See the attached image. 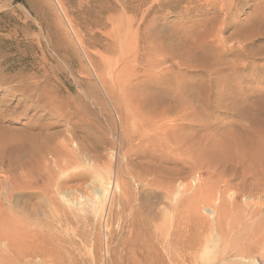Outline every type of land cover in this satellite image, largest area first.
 <instances>
[{
    "label": "rangeland",
    "instance_id": "374dc122",
    "mask_svg": "<svg viewBox=\"0 0 264 264\" xmlns=\"http://www.w3.org/2000/svg\"><path fill=\"white\" fill-rule=\"evenodd\" d=\"M257 19L264 22V0H0V264H264V179L250 176L236 149L222 153L225 163L198 159L192 149L215 151L229 131L259 118L264 25ZM95 69L107 71L100 73L119 108ZM22 80L28 90L41 86V105L51 109L18 115L19 89L11 96L4 87ZM97 93L105 113L87 99ZM60 109L73 113L75 128ZM115 109L128 114L129 141ZM39 116L41 141L67 138L76 163L54 165L53 146L41 158L32 148L18 151L29 118Z\"/></svg>",
    "mask_w": 264,
    "mask_h": 264
},
{
    "label": "bare ground",
    "instance_id": "6f19581e",
    "mask_svg": "<svg viewBox=\"0 0 264 264\" xmlns=\"http://www.w3.org/2000/svg\"><path fill=\"white\" fill-rule=\"evenodd\" d=\"M260 19H261V17H260ZM264 20V19H263ZM257 21H258V24H259V22H260V24L261 25H264V24H262V23H264V22H262L261 23V20H259V19H257ZM256 21V22H257ZM257 25V24H256ZM258 26L259 25H257L256 27L258 28ZM251 27V26H250ZM260 27V26H259ZM262 27V26H261ZM253 29L255 28L254 26L252 27ZM257 28H256V30H257ZM253 29H251V31L253 30ZM261 29V28H260ZM255 30V29H254ZM255 30V31H256ZM262 30V29H261ZM263 30H264V28H263ZM262 30V31H263ZM247 31H249V32H247V33H250V30H248L247 29ZM254 31V32H255ZM259 31V30H258ZM262 31H260L261 32V35H262ZM253 32V31H252ZM253 32V33H254ZM240 33V32H239ZM259 33V32H258ZM244 34V33H243ZM243 34H241V35H243ZM246 34V33H245ZM260 34V33H259ZM263 35H264V32H263ZM239 49V48H238ZM240 50V49H239ZM239 51H237V53H238ZM241 52V51H240ZM207 53V52H206ZM208 55V54H207ZM89 58V57H88ZM219 58V57H218ZM90 59V58H89ZM216 59H217V57H216ZM235 59V58H234ZM213 60V59H212ZM220 60V62H221V59H219ZM218 60V61H219ZM94 61V60H93ZM93 61H92V63H91V61H90V63H91V65L90 66H92V64H95V63H93ZM215 61V60H214ZM218 61H216L217 63H218ZM222 61H223V59H222ZM226 61H228V60H226ZM239 61V60H238ZM240 61H241V59H240ZM104 62V61H103ZM229 62V61H228ZM230 62H232V61H230ZM233 62H234V60H233ZM96 63H98V61H96ZM212 63H214V62H212ZM217 63H215V64H217ZM103 64V63H102ZM101 64V65H102ZM219 64V63H218ZM223 63H221V65H222ZM225 65H226V62L224 63ZM99 65V64H98ZM105 65H106V63H105ZM100 67V69H101V66H99ZM102 67H104L103 65H102ZM96 68V67H95ZM97 70H98V68H97ZM97 70L95 69L94 70V72H93V70H91L94 74H96V76H97V78H98V81H99V83H100V85H101V87H102V89H103V92H105L106 93V95L108 96V98L109 99H111L110 97L111 96H113V90L115 91V89L114 88H112V86L110 85L111 83H109L108 82V79H106V75H105V73L107 72L105 69H102L100 72H103V70L104 71H106L105 73H104V75H105V77H104V75H103V73H100V72H97ZM109 70H110V68H109ZM259 70V69H258ZM99 71V70H98ZM263 71V70H262ZM112 72V71H111ZM253 72V71H252ZM259 74H260V72L259 71H257ZM254 73V72H253ZM262 74H264L263 72H261ZM86 74V73H85ZM110 74V73H109ZM88 75V74H87ZM90 75V74H89ZM113 75V74H112ZM120 75V74H119ZM87 77V76H86ZM85 77V78H86ZM89 77V76H88ZM108 77V76H107ZM94 78V77H93ZM24 80L26 79V78H23ZM96 79V78H95ZM27 80V79H26ZM86 80H87V78H86ZM23 81V80H22ZM22 81H20V82H22ZM29 81V80H28ZM28 81H26V83L28 82ZM84 81H85V79H84ZM121 81V80H120ZM85 82H87V81H85ZM114 82V81H113ZM118 82V81H117ZM18 83V82H17ZM88 83V82H87ZM39 84V83H38ZM120 84V83H119ZM24 85H26L25 84V82L23 81L22 82V84H20V83H18V84H16V85H11V86H6V87H4V90L6 91V93L7 94H9V95H11V96H13L14 95V89H19V91L17 92V94H19L20 96H21V98H20V102H19V107H22L23 109L22 110H20V111H17L18 113V115H20L21 117H28L27 115H28V113H29V111H34V114L35 113H37V112H41V109H45V108H48V109H51V108H49L50 106H42L41 105V101H44L45 102V98L43 97V96H41L42 94H41V89H43V88H41V86H35V89H32V90H28L26 87V89L25 88H22V86H24ZM100 85H99V87H100ZM1 86V85H0ZM47 86V85H46ZM89 86H90V84H89ZM118 86V85H117ZM44 87V86H43ZM116 87V86H115ZM118 87H120V90L122 89V87H125L124 85L121 87V86H118ZM95 88V87H94ZM98 88V87H97ZM124 89V88H123ZM89 90H91V89H89ZM47 91V90H46ZM123 91V90H122ZM124 91H125V89H124ZM123 91V92H124ZM51 91H49V93H50ZM78 92V91H77ZM94 93V92H93ZM114 93H116V92H114ZM121 93V92H120ZM47 94H48V92H47ZM55 94V93H54ZM95 94V93H94ZM117 94H118V92H117ZM116 94V95H117ZM124 96L126 95V94H124V93H122ZM16 95V94H15ZM52 95V94H51ZM50 95V96H51ZM75 95V94H74ZM73 95V96H74ZM77 95H78V93H77ZM119 95V94H118ZM50 96H49V98H50ZM60 96V95H59ZM47 98H48V96H46ZM53 97H55V95L53 96ZM53 97H51V99H50V101L52 100V98ZM58 97V96H57ZM57 97H56V100H57ZM75 98L77 97V96H74ZM90 97H92L93 98V100L92 101H94L97 105H100L101 106V109H102V111L101 112H103V113H105V110H104V106L106 107V105H107V103H106V105H104V100H103V98H102V96L99 94V93H97L96 95H89V96H87V99L88 98H90ZM125 97H127V96H125ZM125 97H123V99L125 100ZM134 97H135V95H134ZM63 98V97H62ZM71 98V97H70ZM82 98V97H81ZM84 98H85V96H84ZM104 98H106V97H104ZM113 98H114V96H113ZM111 99V100H113V102H111V103H114L113 105H115L114 107H116V108H119L118 107V105L120 104V102H119V104H117L116 103V99ZM259 98V99H258ZM258 105L260 106V114H258V115H263V116H261L263 119H261L260 118V116H259V118L256 116H254L253 114V116L255 117V119L253 118V116H252V118L250 117V119H252L251 121L253 122L254 120H256V118H258V119H260L261 120V122H262V126L260 125V124H258L256 127H254V128H251L250 127V125H251V123H250V125L248 124H244L245 126H246V128L244 127L241 131L240 130H237V132H239V133H235V131H234V133H233V131H232V133H231V131H229L230 133H229V135L227 134V135H225V137L224 138H222V139H220V140H222V141H219L218 142V146L219 147H216V146H214V147H216L217 148V150H215V151H213L212 150V147H211V150L212 151H208L206 148V150H204L200 145H198L197 147H195V145L193 146V148L192 149H194V150H196L197 152H195V151H193V155H194V152L197 154V158L198 159H207V160H209L210 162H213V163H217V162H219L220 163V161H221V159H224V157L223 158H221V155H223L222 153H227V154H229L230 152H231V150H237L236 152L238 153L237 154V158L239 157V158H241V159H245L246 161H247V165L245 166V170L247 171V172H249L250 173V176L252 177V178H254V179H257V180H259L260 182L264 179V99H262V97L261 96H258ZM5 100L6 98H4V95H2V96H0V101H2V100ZM67 99V98H66ZM86 99V100H87ZM162 99V98H161ZM55 99H54V101H56ZM63 100H65V99H63ZM83 100V99H82ZM86 100H84L85 102H87ZM89 100V99H88ZM111 100H109V101H111ZM119 100H122V99H119ZM124 100H122L123 102H124ZM130 100H132L133 102H134V100L131 98ZM47 101H49V100H47ZM49 101V102H50ZM53 101V104H55V102ZM59 101H61V100H59ZM57 102V104L58 103H61V102ZM81 101V100H80ZM90 101V100H89ZM126 101V100H125ZM127 101H128V98H127ZM257 101V100H256ZM255 101V102H256ZM48 102V103H49ZM64 102V101H63ZM72 102H74V101H72ZM78 102V101H77ZM132 102V103H133ZM158 102V101H157ZM51 104H52V102H50ZM65 103V102H64ZM64 103H63V105H64ZM111 103H109L110 105H111ZM126 103H128V102H126ZM125 102H124V104H126ZM130 103V105H131V102H129ZM128 103V104H129ZM53 104H52V107H54V110H55V105L53 106ZM66 104V103H65ZM135 104H136V101H135V103H133V105L135 106ZM45 105V104H44ZM60 105V104H59ZM83 105V104H82ZM81 105V103L79 102V104H78V107H80V108H82L81 109V111L82 110H84V111H87V115L89 116V115H91L92 113H94V112H92V110H90L89 109V107L87 108V106L89 105H86V108L87 109H85V108H83V107H85V106H82ZM96 105V106H97ZM110 105H108V106H110ZM123 105V104H122ZM121 105V108L124 106H122ZM133 105H132V107H133ZM92 106H93V104H92ZM99 106V107H100ZM107 106V107H108ZM127 104H126V108H127ZM245 106V105H244ZM246 106H248V105H246ZM245 106V107H246ZM59 107V106H58ZM61 107H63L62 106V104H61V106H60V108ZM67 107V106H66ZM112 107V106H111ZM110 107V108H111ZM125 107V106H124ZM130 108L129 109H131L132 107L131 106H129ZM249 107V106H248ZM248 107H246L245 108V110L247 109V110H249L250 109V107H249V109H248ZM70 108V107H69ZM97 108V107H96ZM120 108V109H121ZM242 108V107H241ZM244 108V107H243ZM259 108V107H258ZM258 108H256V109H258ZM57 109V111H58V108H56ZM63 109V108H62ZM62 109H60V111H62ZM67 109V108H66ZM66 109H64L65 111H62V114L63 113H65L66 112V114H64V115H62L61 114V116L62 117H60V115H59V117H60V119L61 118H63V120L65 121V122H67V123H69V125H71V127H73V128H75V126L70 122V119H71V116H73L72 114V111H71V113L72 114H68L67 115V112H68V110H66ZM74 109V108H73ZM112 109V108H111ZM124 108H122V110H123ZM134 109V108H133ZM89 110L92 112V113H90L89 114ZM116 110V109H115ZM132 110V109H131ZM136 110V109H135ZM244 110V109H243ZM251 110V109H250ZM249 110V111H250ZM253 110V109H252ZM251 110V111H252ZM46 111V110H45ZM48 111V110H47ZM56 111V112H57ZM70 111V110H69ZM78 111V110H77ZM100 111V110H99ZM117 111V110H116ZM128 111H130V110H128ZM259 111V110H258ZM44 112V111H43ZM49 112H50V110H49ZM56 112L55 113H53V114H56ZM100 112V113H101ZM108 112V111H107ZM123 112V111H122ZM134 112V111H133ZM137 111H135V113H136ZM255 112V114H256V112L257 111H254ZM33 113V112H32ZM52 113V112H51ZM61 113V112H60ZM59 113V114H60ZM75 113V112H74ZM77 113V112H76ZM79 113V112H78ZM77 113V114H78ZM97 113V112H96ZM99 113V112H98ZM98 113H97V115H98ZM102 113V114H103ZM115 113V112H114ZM117 116H118V118H119V128H121V130H123L122 131V133L124 132L125 134H126V136H127V138H126V140L128 139V141H129V139H131V137H133V135H134V133H135V131H134V128L132 127V129L130 130V128H129V119H127V116H128V114L126 115V116H124V112L122 113V114H120V111L118 110L117 111ZM134 113V114H135ZM241 113H242V111L239 113L240 115H241ZM248 112L246 111L245 112V114H247ZM250 113V112H249ZM259 113V112H258ZM38 114V113H37ZM101 114V115H102ZM132 114V112H130V115ZM93 115V114H92ZM100 115V114H99ZM250 115V114H249ZM248 115V116H249ZM257 115V114H256ZM19 116V117H20ZM38 116V115H37ZM94 116V118H97L96 117V115L94 114L93 115ZM109 116V115H108ZM136 116H137V114H136ZM135 116V117H136ZM241 116H243V115H241ZM240 116V117H241ZM3 117V116H2ZM53 117H55V116H53ZM81 117V119H82V117L83 116H80ZM90 117V116H89ZM101 117V116H100ZM133 117H134V115H133ZM132 117V118H133ZM245 117V116H244ZM92 118V117H91ZM243 118V117H242ZM241 118V119H242ZM248 118V117H247ZM56 119V118H55ZM79 119V118H78ZM93 119V118H92ZM91 119V120H92ZM99 119V118H98ZM104 119H107L106 117H104L103 118V120ZM111 119V118H110ZM116 119V118H115ZM131 119V118H130ZM138 119V118H137ZM246 119V118H245ZM250 119H248V121H250ZM254 119V120H253ZM257 119V120H258ZM57 120H58V117H57ZM62 119H61V121H63ZM72 120V119H71ZM82 120H84V118L82 119ZM89 120V119H88ZM87 120V121H88ZM96 120V119H95ZM102 120V119H101ZM260 120H259V122H260ZM53 121V120H52ZM85 121V120H84ZM93 121V120H92ZM98 121V120H97ZM117 121V120H116ZM138 121V120H137ZM247 121V122H248ZM74 122H75V120H74ZM73 122V123H74ZM78 122V121H77ZM77 122H76V124L75 125H77ZM89 122H91V121H89ZM88 122V123H89ZM103 122V121H102ZM112 122H114V118H113V121ZM133 122V121H132ZM255 123H256V121H254ZM258 122V121H257ZM260 122V123H261ZM55 124H57V123H59L58 121H56V122H54ZM63 123V122H62ZM66 123V124H67ZM84 123V122H83ZM86 123V122H85ZM96 123V122H95ZM105 123V122H104ZM104 123H101V125L102 124H104ZM109 123H110V121H109ZM137 123V122H136ZM254 123V124H255ZM51 124H53V123H51ZM64 124V123H63ZM79 124H80V122H79ZM93 124V123H92ZM96 124H98V123H96ZM105 124H107L108 125V123L106 122ZM105 124H104V126H105ZM114 124V123H113ZM43 125V124H42ZM45 125V124H44ZM43 125V126H44ZM47 125H49L48 127H50L51 125H50V123L49 124H47ZM59 125V124H58ZM62 125V124H61ZM61 125H59V126H61ZM68 125V124H67ZM111 125V124H110ZM137 124H135L134 126H136ZM140 125V124H139ZM243 125V126H244ZM29 130L31 129V132L30 133H28V131H27V133L24 135V137H22L21 135L23 134V133H25V131H22L21 129V131H22V133H20L21 135H20V137H22L23 139H21V138H19L20 140H19V148H17L18 149V151H20V150H25L26 148H29V150L32 148V152H31V150H30V153H35V154H37L38 156L39 155H41L44 151H45V149L46 148H49V146H53L54 148H53V151H54V153H55V156H56V159H57V161H56V159H55V156H54V160L53 159H51V160H53L54 161V165H57V166H59L60 168H62L63 166H64V168L63 169H65L66 167H65V165L66 164H68V162L70 163V161L71 160H73L75 157H71V156H73V152L72 151H70V150H67V145L69 144V143H67L68 142V140H67V138H62L61 140V142L59 143V142H57V140H56V135H55V133L54 134H49V136L47 135V137H46V135H44L45 136V139L44 140H42L41 141V135H42V133H41V130H42V126H41V116H39V117H37V118H33V117H31V118H29ZM46 126V125H45ZM56 126V125H55ZM64 126V125H63ZM83 126V125H82ZM82 126H80V129H81V127ZM88 126V125H87ZM99 126V125H98ZM97 126V127H98ZM114 126V125H113ZM133 126V125H132ZM252 126V125H251ZM65 127V126H64ZM90 127V126H89ZM93 127H95V126H93ZM103 127V126H102ZM110 127V126H109ZM241 127H242V125H241ZM250 127V128H249ZM3 128H5V127H3ZM45 128V127H44ZM73 128H71L72 129V131H73ZM78 128V127H77ZM85 128V127H84ZM90 128H92V127H90ZM105 128V127H104ZM118 128V127H117ZM6 129V128H5ZM46 129V128H45ZM64 129V128H63ZM71 129H70V131H71ZM107 129V128H106ZM116 129V128H115ZM167 129V128H166ZM20 130H19V132H20ZM25 130V129H24ZM66 130H68V129H66ZM78 130V129H77ZM82 130V129H81ZM80 130V131H81ZM92 131H93V129H91ZM152 130V129H151ZM151 130H149V131H151ZM45 131V130H44ZM64 130H61V132H63ZM76 131V130H75ZM75 131H74V134H76L75 133ZM83 131V130H82ZM100 131H102V130H100ZM116 131V130H115ZM114 131V132H115ZM117 131H118V129H117ZM160 131H161V129H160ZM19 132H18V136H19ZM57 133L58 132H60V130H58V131H56ZM68 132V131H67ZM94 132V131H93ZM92 132V133H93ZM103 132H105V131H103ZM102 132V133H103ZM159 132V131H158ZM166 132H167V130H166ZM165 132V133H166ZM0 133L2 134L3 132L1 131V129H0ZM5 133V132H4ZM3 133V134H4ZM50 133V132H49ZM52 133V132H51ZM65 133V132H64ZM100 133V132H99ZM123 133V134H124ZM161 133V132H160ZM170 133V132H169ZM174 133V132H173ZM0 134V135H1ZM7 134V133H6ZM12 134V133H11ZM44 134H45V132H44ZM47 134V133H46ZM104 135H105V133H103ZM116 134V133H115ZM175 134H176V132H175ZM175 134H173V135H175ZM191 134V133H190ZM5 135V134H4ZM8 135V134H7ZM10 135V134H9ZM17 135V134H16ZM63 135H65V134H63ZM67 135V134H66ZM13 136H14V134H13ZM12 136V137H13ZM71 136V135H70ZM86 136H87V134H86ZM101 136V135H100ZM100 136H99V138H100ZM125 136V137H126ZM135 136V135H134ZM164 136V135H163ZM166 136V135H165ZM168 136V135H167ZM166 136V137H167ZM176 136V135H175ZM12 137H5L7 140H9V139H11ZM64 137V136H63ZM69 137V136H68ZM72 137V136H71ZM102 137H104V136H102ZM193 137V136H192ZM212 137V136H211ZM223 137V136H222ZM4 138V140H3V138H2V140L3 141H7L6 139ZM9 138V139H8ZM14 138H15V136H14ZM42 138H43V136H42ZM182 138V137H181ZM221 138V137H220ZM122 139V138H121ZM120 139V140H121ZM199 139V138H198ZM201 139V138H200ZM214 139V138H213ZM136 140V139H135ZM209 140V139H208ZM218 140H219V138H218ZM10 141H12V140H10ZM14 141H17V140H15L14 139ZM14 141H12L13 142V144H14ZM59 141V140H58ZM71 141V140H70ZM127 141V142H128ZM133 141V140H132ZM211 141V140H210ZM210 141H208V143L210 142ZM213 141V140H212ZM214 141H215V139H214ZM213 141V142H214ZM121 142V141H120ZM136 142V141H135ZM18 143V142H17ZM16 143V144H17ZM93 143V142H92ZM129 143V142H128ZM133 143V142H132ZM205 143H207V142H205ZM217 143V142H216ZM5 144V143H4ZM9 144V141L7 142V145ZM13 144H10V145H12V147H16V145H14L13 146ZM214 144H215V142H214ZM214 144H212V145H214ZM91 145V144H90ZM133 145H134V143H133ZM6 146V145H5ZM9 146V145H8ZM84 146V148H85V145H83ZM96 146V145H95ZM91 147H93V146H91ZM136 147V146H135ZM195 147V148H194ZM59 148H60V150H59ZM65 148V149H64ZM191 148V147H190ZM215 148V149H216ZM15 149V148H14ZM16 149V150H17ZM69 149H70V147H69ZM86 149V148H85ZM91 149V148H90ZM192 151V150H191ZM190 151V152H191ZM12 152V151H11ZM15 152V151H14ZM13 152V153H14ZM26 152H28L29 153V151H27L26 150ZM47 153H48V150L46 151ZM16 153V152H15ZM14 153V154H15ZM30 153H29V155H30ZM18 154V153H17ZM17 154H15V155H17ZM25 154V153H24ZM24 154H23V156H24ZM34 154V155H35ZM45 154V153H44ZM75 154H76V152H75ZM192 154V153H191ZM227 154H225V155H227ZM22 155V154H21ZM20 154L18 155L19 157L21 156ZM66 155V157H68V156H70L72 159H67V158H65V160H66V162H63V165H61V163L60 164H58V159L61 157H63V156H65ZM192 155V156H193ZM17 156V157H18ZM25 156H26V154H25ZM75 156V155H74ZM77 156V155H76ZM28 157V156H27ZM30 157V156H29ZM28 157V159H30ZM40 157V156H39ZM39 157H37V158H39ZM50 157H52V155H50ZM58 157V158H57ZM229 157V156H228ZM227 156L225 157V158H227V159H230V158H228ZM230 157H231V154H230ZM232 157H233V155H232ZM231 157V158H232ZM21 158V157H20ZM35 157H32L31 159L33 160ZM37 158H36V160H37ZM41 158V157H40ZM39 158V159H40ZM43 158V157H42ZM53 158V157H52ZM221 158V159H220ZM23 159V158H22ZM28 159H25V160H28ZM31 159H30V161H31ZM38 159V160H39ZM76 159V158H75ZM80 158H78V160H79ZM232 159H234V158H232ZM25 160H23L24 162H25ZM49 160V159H48ZM34 161H35V159H34ZM40 161V160H39ZM50 161V160H49ZM49 161H47V162H49ZM52 161V162H53ZM225 161V159L223 160V163H225L224 162ZM244 160H241V162H243ZM51 162V163H52ZM60 162V161H59ZM73 162H75L74 160H73ZM222 162V161H221ZM238 162H239V160H238ZM28 163H30V162H27L26 164H27V166H28ZM37 163H38V161H37ZM39 163H41V162H39ZM42 163H44V162H42ZM76 163V162H75ZM240 163V162H239ZM22 164V163H21ZM20 164V167H21V169H22V165ZM46 164V163H45ZM241 164H243V163H241ZM1 165V164H0ZM25 165V164H24ZM39 165V164H38ZM50 165V164H49ZM69 165V164H68ZM72 165V164H71ZM219 165V164H218ZM48 165H46V168H48V170H49V167H47ZM52 166V165H51ZM12 167V166H11ZM14 167V166H13ZM38 167H40V166H38ZM218 167V166H217ZM6 168V167H5ZM24 168V167H23ZM58 168V167H57ZM118 168H119V166H118ZM14 169H16V168H14ZM13 169V170H14ZM53 169V167L51 168V170ZM120 169V168H119ZM30 170V169H29ZM50 170V171H51ZM19 171V169L16 171V172H18ZM120 171V170H119ZM16 172H14V173H16ZM23 172H25V171H23V169H22V173ZM22 173H20V174H22ZM27 173V172H26ZM26 173H25V175H26ZM120 173H122L121 171H120ZM117 174H119L118 173V171H117ZM116 174V175H117ZM25 175H23L22 174V176H25ZM28 175V174H27ZM31 175V174H30ZM120 175V174H119ZM118 175V176H119ZM123 175V174H122ZM20 176V175H19ZM67 177H70V176H67ZM116 177V176H115ZM59 178V177H58ZM57 178V179H58ZM120 178H122V176L120 175V177H118V179H120ZM62 179H63V177H62ZM67 179V178H66ZM121 180H123V179H121ZM3 181V180H2ZM65 177H64V179L61 181H59L61 184H65ZM68 181V180H67ZM58 182V183H59ZM117 182V181H116ZM59 185V184H58ZM117 185V184H116ZM121 185H122V182H121ZM60 186V185H59ZM63 186V185H62ZM118 186V185H117ZM116 186V187H117ZM119 187V186H118ZM124 189V188H123ZM184 250V249H183ZM135 251V250H134ZM135 254V253H134ZM172 255V254H171ZM173 256V255H172ZM171 256V257H172ZM174 257V256H173ZM173 261V260H172Z\"/></svg>",
    "mask_w": 264,
    "mask_h": 264
}]
</instances>
